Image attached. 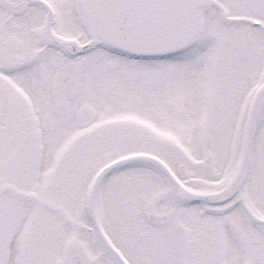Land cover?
<instances>
[{
    "label": "snow or ice",
    "instance_id": "obj_1",
    "mask_svg": "<svg viewBox=\"0 0 264 264\" xmlns=\"http://www.w3.org/2000/svg\"><path fill=\"white\" fill-rule=\"evenodd\" d=\"M0 264H264V0H0Z\"/></svg>",
    "mask_w": 264,
    "mask_h": 264
}]
</instances>
